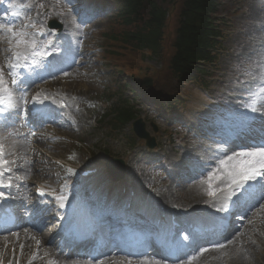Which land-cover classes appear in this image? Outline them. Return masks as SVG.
I'll use <instances>...</instances> for the list:
<instances>
[{"label": "rangeland", "instance_id": "obj_1", "mask_svg": "<svg viewBox=\"0 0 264 264\" xmlns=\"http://www.w3.org/2000/svg\"><path fill=\"white\" fill-rule=\"evenodd\" d=\"M110 1L112 0H102L100 2V5L104 7L108 5ZM228 2H230L232 5V16H231L232 26L231 29L229 30V37L227 38L224 44L227 47V50L225 53L222 54L220 59V67L222 73L220 76H222L224 72H229V71H230L229 75H231L232 73L231 69H228L231 62L235 60H241L247 58L246 57L247 55H249L250 60L255 61L256 64H260V67H264V0H228ZM56 3L57 0H52V2L50 3V7L54 8V6H56ZM164 3L165 5H167L170 2L164 0ZM58 11H59L58 14L61 16L60 20L62 22L71 21L72 18L70 16H75L77 14V11L75 10L73 11L72 7L70 6L67 7L61 2H59ZM175 15H177V11L175 12ZM50 19H53V17H50ZM105 24H107V21H105L104 19L98 21L95 25L96 31L93 33L92 36L88 35V33H86L85 28L82 27L81 28V30L83 31L82 43L87 45V41L96 42L102 49L105 43H107V41H105V39L101 36L100 33L102 32L101 31L102 27ZM176 27H177V19H173L168 22L166 33L170 35V38L164 40L163 43L164 51L167 56H169L171 53V46L173 44ZM103 43L104 45H102ZM110 44H112V46L105 45L106 50L115 54H119L118 46L121 47L123 46V44H119L117 42ZM94 46H95L94 44L90 45V47H94ZM2 51H6L5 48L3 50H0V66L4 67L5 77L6 79L9 80L10 76L8 75V71L4 65L5 56ZM117 59L122 62H131L134 61L136 58H135V54H131L128 51H126L123 53V55H121ZM132 63L138 66H142L140 59ZM150 64L152 65L150 74L156 78L155 82L157 83L158 87L169 86L167 88L169 90H174L177 87L175 84V80L171 78V74L168 71L167 63H160V61L157 60L154 56L153 60L150 61ZM143 68H144V64L141 69ZM108 70L111 71L112 68L109 67ZM152 70H156V73H152ZM139 71L140 69L135 70L134 72L136 75H141ZM52 78L57 80H52V84L46 83V85L49 86L50 88H58L59 86H61L68 91L70 89L67 86H69V87L79 88V90L87 89L86 91H83L82 94L93 93L94 96L97 95V93L93 88V85L89 84L87 81H83V80L79 81L80 78H78L77 75L74 76L68 75V77L63 79H61L60 76L52 77ZM107 80L117 81V86L120 83V80L117 79V77L115 76H108ZM225 84L226 81L224 80L215 81V83L213 84L212 91L216 93L217 96L223 95V97H225V94H223V90L225 89L224 86H226ZM153 87L155 88V84H153ZM187 87H189V85H187ZM187 87L181 91H178L190 103V106L187 109L188 112L185 113L190 114V112L197 107L200 109V112L197 115L201 116L203 114V110L205 109V107L208 106V100L201 94L202 91L199 90L197 86L195 88H192L191 86L189 88ZM105 91H106L105 87H100L98 92L101 93ZM258 92H259V88H258ZM245 105H248V107H246L247 110H251V108L255 107L256 112H257V108L261 107L257 98H255L254 101L252 99H249L248 102L244 104V106ZM138 108L141 111V115L146 116L148 119H153L156 122L155 124L159 129L160 135L162 137V142L165 145L166 151L168 152V154H171L172 148L175 145L168 143L165 144V142H168V140H166V137L169 136V138H171V134L173 133V130L171 129L170 125L165 121H161L159 118L152 117V114H149L148 111L145 108H143L141 105H138ZM99 121H97V123H99ZM106 123L107 120H105V122H103L102 124H106ZM99 133H101V131L93 127V125L86 126L83 129L76 131L73 134H70L71 139H67L65 140V142H63L64 139L60 141H56L55 150H59L63 152L68 150L69 148H74V149L78 148V150H76V160L80 162L81 160L85 159L84 156L87 155V151H89L92 148L90 145L92 144L93 141L96 140V136L99 135ZM191 141H194V143L192 144V146H194L193 147L194 150H198L199 151L198 154L204 157L206 155L204 150L208 149V147L205 145V142H202L198 138H193ZM124 143H126V141L121 142L120 145H114L111 142L104 143V145L98 144L95 146V149L93 151L94 152L98 150H100V152L109 151L111 154L112 152H114L115 154H119L120 157L123 158V156H129L130 154V152L128 151V147L124 146ZM20 145H22L25 148L24 143L18 142V145H12L11 150L13 151L16 146H20ZM100 146L102 149L99 148ZM209 150H210L209 152H211L215 158L217 154L215 147L210 148ZM81 152H82V156L80 154ZM213 166H214L213 169L218 168L219 170H224V168L219 165V160L218 161L216 160V163H214ZM183 168L184 167L178 168V172L182 171ZM195 186L196 185H194V187H192L189 190H183L184 192L183 191L181 192V196L180 198H178V202L179 203L181 202L180 206L182 204L186 208L196 207L195 202L202 201L204 196L203 194L204 190H206L211 186V182L207 181L203 185L202 189L200 187H195ZM197 194H199V196H197ZM240 231H238L237 234L240 233ZM243 232H244V236L241 233L238 236L239 239L241 240L238 246L233 247L232 245L233 240H232L230 242V246H228L227 253L223 251H215L213 253L214 255L217 256V260L213 262V264H223V263L224 264H264V227L260 228V233L259 232L254 233V230H249V231L244 230ZM248 252L253 255L250 256Z\"/></svg>", "mask_w": 264, "mask_h": 264}, {"label": "snow or ice", "instance_id": "obj_2", "mask_svg": "<svg viewBox=\"0 0 264 264\" xmlns=\"http://www.w3.org/2000/svg\"><path fill=\"white\" fill-rule=\"evenodd\" d=\"M70 2V0H69ZM42 7V5H41ZM13 17H18V13L13 12ZM35 28V24H23L21 27H15L14 21L9 20L6 22H0V42L6 40V50L11 53L10 57L7 59V68L9 69L8 75L11 77L9 81L5 77L4 67L0 66V114L9 112V109H15L16 115L19 116V108L14 104L15 92L19 91L21 93L20 99H25L24 92L26 91V86L34 83L36 79H40L41 76L37 69L32 66H38L39 68H44V60L47 56L51 55L46 49L51 44V41H47L45 44H39L37 41V33L29 32L27 29ZM6 34V35H5ZM59 51V49H55ZM20 69H24V73L21 74ZM68 75V73H64ZM264 95V77H261V90L260 92L250 93L249 98L253 101L256 96ZM34 105L40 103L35 98ZM25 103L27 101L25 100ZM248 107V105H245ZM33 114L38 118H43V113L39 108L35 106L32 109ZM252 112H256V108H251ZM7 124V117L4 118ZM34 135V133H33ZM255 146L246 148L245 150L239 152H233L232 155L226 157V159L219 160V165L224 168L222 175L225 177L224 187L228 190L227 195L224 197V203L217 209L219 212L227 213L229 211L230 203L235 206L239 204L241 200H247L253 192L256 191L257 185L261 192V198H264V138H261L258 142H254ZM4 146L0 144V187L10 188L12 187L11 178L9 177L8 182L4 183L3 177L5 173L12 171L9 167L10 164H14L15 161H9L4 158ZM71 171V170H70ZM219 171V169H213L208 173L209 179ZM219 179L220 176H216ZM250 182H256V184H251ZM220 191V189H217ZM235 202L232 201L233 196H237ZM43 195V193H41ZM208 195H215L214 191H209ZM8 197L5 196L3 192H0V201L7 200ZM61 201L60 207H64V201L67 200V196L61 195L59 197ZM0 215L4 216L2 230L9 231V225L15 224V218L12 216L10 209L0 208ZM223 220V218H219ZM27 231V229L25 230ZM18 237V233H12ZM187 240L188 237L183 238ZM39 244V241H37ZM216 247H224L223 244H217ZM185 245L181 242L176 245L175 250H181ZM23 248V245H21ZM201 251H207V249H202ZM191 259V257H190ZM11 264V262H10ZM49 264H56L55 261H49ZM97 264H103V261H97ZM126 264H133L132 260H127ZM139 264H161L160 260L154 258H149L144 256ZM167 264V261H164ZM183 264V262H181Z\"/></svg>", "mask_w": 264, "mask_h": 264}, {"label": "trees", "instance_id": "obj_3", "mask_svg": "<svg viewBox=\"0 0 264 264\" xmlns=\"http://www.w3.org/2000/svg\"><path fill=\"white\" fill-rule=\"evenodd\" d=\"M162 1L129 0L127 19L133 20L139 29L128 34L131 38L125 39L136 40L131 44L135 49H158L167 17ZM219 4V0H184L178 15L175 50L170 62L174 73L199 71V61L212 59L216 36L220 34L216 18Z\"/></svg>", "mask_w": 264, "mask_h": 264}, {"label": "bare ground", "instance_id": "obj_4", "mask_svg": "<svg viewBox=\"0 0 264 264\" xmlns=\"http://www.w3.org/2000/svg\"><path fill=\"white\" fill-rule=\"evenodd\" d=\"M169 13H170V15H169V18H171V20H173V19H177V16L174 14V12H171V10L169 11ZM76 26L74 27V30L76 31ZM199 50H201V51H203V49H200L199 48ZM6 127H7V124H4V126H1L0 127V136L1 137H8L7 135H10V134H13L12 133V131H11V133H7V129H6ZM8 144V146L10 145L9 143H7ZM12 144V143H11ZM216 150V149H215ZM12 174H13V172L11 171L10 172V175H11V179H13V176H12ZM4 177H6L7 178V176H4ZM9 179V178H8ZM224 181H225V179H223V180H221L220 182H219V184H217V186L221 189V190H225L226 188L224 187ZM139 191V192H138ZM137 194H140L141 196H142V192H145V193H147L148 194V192L147 191H145L143 188H140V190H137ZM118 192L117 191H115V192H112V194H111V197H113L114 195H116ZM197 196H199V194H197ZM168 195H166V194H164L163 196H161V195H159V196H155L154 194H152L151 195V198L153 199V200H158V198H160V199H165V200H167L168 198ZM206 197H208V196H206ZM209 198H212V197H209ZM217 199L215 198V197H213L212 199H211V201L209 202L208 200H205V201H197V202H195V205L196 206H199V205H215V204H217ZM264 218V215H262V214H260L259 216H258V219L259 220H262ZM86 219V218H85ZM225 223H227L228 225H229V223H231V220H230V218H227V221L225 222ZM102 233H106L105 231H103ZM224 236H226V235H224ZM225 239H227V238H225ZM240 242H241V240L240 239H238V238H236V236L234 237V240H233V243H232V245H233V247H236V246H238V244H240ZM37 244V243H36ZM225 245H227V244H224V246ZM37 251H38V253H46L47 255H49V256H51V254H52V251H51V249L49 248V247H47V246H45V242H44V240L43 239H40L39 240V244H37ZM23 257H24V261L26 262V263H28L29 264V262L31 261V258H29L28 257V255L27 254H24L23 255ZM103 264H110L109 262H103Z\"/></svg>", "mask_w": 264, "mask_h": 264}]
</instances>
